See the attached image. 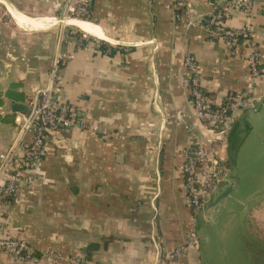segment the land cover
Segmentation results:
<instances>
[{
	"label": "crops",
	"instance_id": "crops-1",
	"mask_svg": "<svg viewBox=\"0 0 264 264\" xmlns=\"http://www.w3.org/2000/svg\"><path fill=\"white\" fill-rule=\"evenodd\" d=\"M187 2L188 15L196 17L207 15L213 0ZM0 3L16 23L30 28L25 32L47 36L37 44H0V89L20 79L28 97L47 83L51 59L59 53L57 95L77 104L99 127L56 130L46 142L40 178L22 184L13 199L0 201V235L23 237L34 248L30 259L0 251V264H72L88 245L93 247L87 264H203L201 240L179 260L165 257L189 228L201 238L206 224L193 213L182 188L181 148L190 132L170 113L182 109L185 121L219 159L221 179L205 210L226 208L233 216L243 202L236 179L242 168L238 161L233 174L232 163L254 124L264 125V76L256 82L250 107L234 109L230 129L220 132L194 115L181 82L182 59L186 51L194 55L201 84L216 103L247 87L246 55L264 45V0L249 12L233 9L227 16V25L246 23L254 31L253 42L241 40L237 54H227L222 41L202 27L174 21L181 7L174 0H91L93 20H72L79 23H68L81 33L61 34L46 27L57 22L55 9L66 0ZM39 10L43 15L35 16ZM53 36L59 44L51 45ZM9 107L6 98L0 112ZM17 133L15 121L0 122V161ZM226 187L231 189L215 201Z\"/></svg>",
	"mask_w": 264,
	"mask_h": 264
},
{
	"label": "built area",
	"instance_id": "built-area-1",
	"mask_svg": "<svg viewBox=\"0 0 264 264\" xmlns=\"http://www.w3.org/2000/svg\"><path fill=\"white\" fill-rule=\"evenodd\" d=\"M257 0H213L207 15H188L190 8L187 0H174L181 7L174 11V21H185L187 25L202 27L207 35L222 41L227 54H237L240 49L237 37H254L248 24L237 26L226 24L233 9L249 12ZM64 17L75 16L92 20L91 0H66ZM61 54L52 61L50 78L47 85L25 99L24 110H17L14 116L18 127L17 137L9 151L0 161V201L16 195L18 189L31 184L41 176V161L46 142L58 129L88 128L98 130L94 122L87 120L77 104L60 99L58 93L59 65ZM251 83L242 89L232 91L226 100L216 103L201 84L198 62L194 55L186 51L182 63L184 74L182 86L186 90L194 115L211 129L226 132L232 125L233 111L236 108L250 107L256 82L264 76V45L254 46L246 55ZM177 120H182L190 132V141L182 146L183 162L180 171L183 175L182 188L187 203L195 215L205 213L206 202L213 188L221 179L219 159L214 156L210 146L203 143L199 134L185 121V112L176 109L171 112ZM29 134L24 141V135ZM21 148L20 151H18ZM194 227L189 228L181 241L165 252L171 261L178 260L190 247L199 243ZM0 251L14 258L30 259L34 255L33 245L25 238L0 235ZM83 256L71 258L72 264H87Z\"/></svg>",
	"mask_w": 264,
	"mask_h": 264
},
{
	"label": "rangeland",
	"instance_id": "rangeland-1",
	"mask_svg": "<svg viewBox=\"0 0 264 264\" xmlns=\"http://www.w3.org/2000/svg\"><path fill=\"white\" fill-rule=\"evenodd\" d=\"M62 9H64V5L55 9V12L58 13L56 17H53L57 19V22L46 28L56 31L59 29V32L60 30L61 32L68 30L75 33L80 32L77 26L60 21L64 18ZM34 15H43L42 10L35 12ZM15 21L6 7L0 3V44L10 46L12 42L19 45L29 41L37 44L38 41L42 43L46 40L47 36H44L43 33H27L24 29L30 28ZM11 29H18L13 38H9L7 35ZM59 43L60 38L53 36L51 45ZM53 60L54 57L51 59L49 71L53 67ZM48 78H50V73ZM47 83L45 82L38 88L44 87ZM248 139L243 146L241 155L235 158L232 163V167L234 166L238 170L237 162L239 161V166L242 168L240 175L237 172L236 179L239 186L237 193L243 203L236 205L238 207L235 215L230 216V211L226 208H221L214 213L207 210L205 213L197 214L199 219L206 222L201 238L194 228L203 244V260H201L203 264H264V125L254 124ZM250 193L252 198L247 200ZM241 207L243 208L241 209ZM200 240L197 245H200Z\"/></svg>",
	"mask_w": 264,
	"mask_h": 264
},
{
	"label": "trees",
	"instance_id": "trees-1",
	"mask_svg": "<svg viewBox=\"0 0 264 264\" xmlns=\"http://www.w3.org/2000/svg\"><path fill=\"white\" fill-rule=\"evenodd\" d=\"M252 39L253 38H250V37L239 36L237 37L236 42H237V45H239L241 40H244V42L249 43V42H253ZM22 86H23L22 80L18 79V80L10 81L4 90L0 89V106L4 104L6 98L10 99L9 109L6 111L0 112V122H8V123L14 122L15 112L17 110H24L26 108L24 101L27 95L25 91L22 89ZM6 199L10 200V199H13V197H8ZM91 246L92 245H88L87 249L85 250V255L83 257L84 262H86V259L89 257V254L91 252Z\"/></svg>",
	"mask_w": 264,
	"mask_h": 264
},
{
	"label": "bare ground",
	"instance_id": "bare-ground-1",
	"mask_svg": "<svg viewBox=\"0 0 264 264\" xmlns=\"http://www.w3.org/2000/svg\"><path fill=\"white\" fill-rule=\"evenodd\" d=\"M69 17H72V18H76V19H67V18H69ZM67 20V23L68 22H73L74 24H78L79 22L78 21H72V20H80V19H86V20H90V19H87V18H81V17H75V16H66V17H64L63 19H61L60 21H62V22H66V20ZM65 20V21H64ZM85 20V21H86ZM69 24V23H68ZM71 25V24H70ZM76 26V25H75ZM78 27V26H77ZM80 28V27H79ZM81 29V28H80ZM81 30H83V29H81ZM87 32V31H86Z\"/></svg>",
	"mask_w": 264,
	"mask_h": 264
},
{
	"label": "water",
	"instance_id": "water-1",
	"mask_svg": "<svg viewBox=\"0 0 264 264\" xmlns=\"http://www.w3.org/2000/svg\"><path fill=\"white\" fill-rule=\"evenodd\" d=\"M234 172H236V169H235V167L233 166V168H232V173L234 174ZM220 184H221V185L224 184V181H221ZM230 189H231V187H226L223 191H221V192L217 195V197L215 198V201H216L219 197L225 195Z\"/></svg>",
	"mask_w": 264,
	"mask_h": 264
}]
</instances>
